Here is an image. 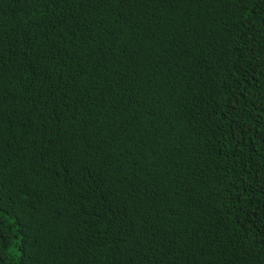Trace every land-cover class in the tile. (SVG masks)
<instances>
[{
  "label": "trees",
  "instance_id": "obj_1",
  "mask_svg": "<svg viewBox=\"0 0 264 264\" xmlns=\"http://www.w3.org/2000/svg\"><path fill=\"white\" fill-rule=\"evenodd\" d=\"M0 264H264V0H0Z\"/></svg>",
  "mask_w": 264,
  "mask_h": 264
}]
</instances>
